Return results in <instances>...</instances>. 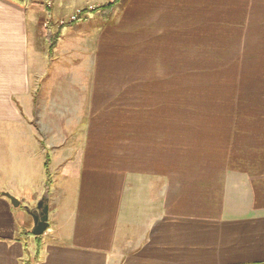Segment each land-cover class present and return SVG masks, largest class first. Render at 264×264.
<instances>
[{"label": "crops", "instance_id": "obj_1", "mask_svg": "<svg viewBox=\"0 0 264 264\" xmlns=\"http://www.w3.org/2000/svg\"><path fill=\"white\" fill-rule=\"evenodd\" d=\"M108 3L0 0V264H264V0Z\"/></svg>", "mask_w": 264, "mask_h": 264}, {"label": "water", "instance_id": "obj_2", "mask_svg": "<svg viewBox=\"0 0 264 264\" xmlns=\"http://www.w3.org/2000/svg\"><path fill=\"white\" fill-rule=\"evenodd\" d=\"M5 196L9 199L10 203L14 207H19L20 202L13 196L9 194H5ZM27 213L31 215L33 225L30 230V233L34 237L42 236L46 233L49 228L48 222V205H47V197L44 195L36 204L35 208L29 210L27 207L25 208Z\"/></svg>", "mask_w": 264, "mask_h": 264}, {"label": "trees", "instance_id": "obj_3", "mask_svg": "<svg viewBox=\"0 0 264 264\" xmlns=\"http://www.w3.org/2000/svg\"><path fill=\"white\" fill-rule=\"evenodd\" d=\"M13 1L21 4L26 9H32L34 7H37V8L41 7L39 0H13ZM113 5H114L113 3H108V4L103 5L102 7H99V8L96 7L92 11L107 10V12L110 13L112 8H113ZM50 28H51L50 26H47V28H45V31H46L45 40H46L47 45H48V54L49 55L52 54L53 49L56 47L58 39H59V35H60V32L54 33L51 31ZM49 159H50L49 155L47 154L46 158H45V163H44L45 173H46V177H47V184L49 183V178H50V175H49L50 160ZM29 234H31V233L29 232ZM23 264H26V262H24Z\"/></svg>", "mask_w": 264, "mask_h": 264}, {"label": "rangeland", "instance_id": "obj_4", "mask_svg": "<svg viewBox=\"0 0 264 264\" xmlns=\"http://www.w3.org/2000/svg\"><path fill=\"white\" fill-rule=\"evenodd\" d=\"M39 2H40V5H41L42 10L40 8H37V7H34L36 9H33L32 8L31 10L32 11H36L38 13H41L43 11L41 13L42 17L41 18H38V20H37V23H38L37 24V32H38L39 35H42L43 32L45 31V28H47V22H46V17H45L46 16L45 15L46 10H44V8L42 6V0H39ZM32 11H30V15L32 14ZM66 21L69 22L70 21V18L68 20H66ZM54 29H57V28H54ZM39 49H42V47L40 45H39ZM46 49H47V52H48V45L46 46ZM53 51H54V49H53ZM203 61L204 60H191V65H212V64H201V62H203ZM208 62H212V60L207 61L206 63H208ZM198 63H200V64H198ZM230 65H232V60L231 59H222L221 60V66L226 67V66H230ZM109 80L112 83L115 81V79H113L112 77ZM239 93H241V97L243 98L245 92L244 91H241V92L239 91L238 94ZM26 230H27V228H26Z\"/></svg>", "mask_w": 264, "mask_h": 264}, {"label": "built area", "instance_id": "obj_5", "mask_svg": "<svg viewBox=\"0 0 264 264\" xmlns=\"http://www.w3.org/2000/svg\"><path fill=\"white\" fill-rule=\"evenodd\" d=\"M111 2H117L118 0H110ZM53 5V0H42V6L45 8V9H50ZM81 11H77L74 15H72L70 17V21L69 22H73L75 21L80 15H81ZM65 22L62 21L61 24H64Z\"/></svg>", "mask_w": 264, "mask_h": 264}]
</instances>
